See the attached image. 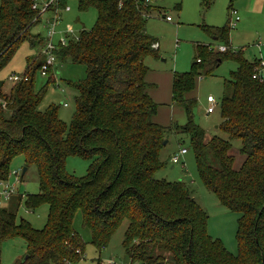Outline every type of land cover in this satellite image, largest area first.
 <instances>
[{"label":"trees","instance_id":"trees-1","mask_svg":"<svg viewBox=\"0 0 264 264\" xmlns=\"http://www.w3.org/2000/svg\"><path fill=\"white\" fill-rule=\"evenodd\" d=\"M202 1L209 6V0ZM66 2L61 0V6ZM154 3L79 0L80 9L96 8L95 24L82 29L74 41L58 42L55 51L56 61L81 63L86 71L76 85L79 94L68 129L55 107L43 112L37 108L45 92V87L34 86L39 54L27 58V80L12 82L7 94L0 80V179L7 178L11 159L21 154L26 169L36 166L39 180L38 194H16L7 207L0 205V246L14 236L26 242V258L15 264L79 261L84 242L73 228L78 211L97 249L106 246L123 219L128 221L124 262L264 264V82L251 76L259 60L248 61L242 51L231 48L230 4L226 24L206 27L217 45L196 44L191 69L172 75L171 102L184 111L185 123H156L158 104L149 94L152 84L144 62L146 57L158 58V41L146 28L159 11ZM35 16L30 0H0V70L22 42L42 46L41 34L29 32ZM219 45L227 49L218 51ZM224 60L234 61L236 68L223 80L218 127L229 141L241 142L244 159L238 169L233 167L231 143L217 136L206 140L193 120L196 79L211 76ZM170 131L189 137L203 185L220 204L239 213L236 255L208 235L202 210L184 182L154 177L162 166L158 152ZM70 155L88 160L84 176L66 172L64 161ZM20 204L28 209L48 206L43 228L16 220Z\"/></svg>","mask_w":264,"mask_h":264},{"label":"rangeland","instance_id":"rangeland-1","mask_svg":"<svg viewBox=\"0 0 264 264\" xmlns=\"http://www.w3.org/2000/svg\"><path fill=\"white\" fill-rule=\"evenodd\" d=\"M209 1V6L205 7L202 0H156L154 5L159 6V11H155L154 16L147 20L146 28L147 32L158 41V58L146 57L144 61L146 63L153 62L158 67H167L174 73L188 72L195 61V45L212 43V37L206 32V27L222 26L229 16V11H227L229 0ZM67 5L69 9L63 11L58 29H63L60 32L66 31L67 39L74 41L82 29L89 30L94 26L97 10L93 6L80 9L79 0H67ZM165 15L170 17L169 21L163 18ZM48 17L49 14H46L42 19L40 18L39 22L30 27L29 32L40 33L44 36V22ZM235 27L232 26L229 32L231 48L242 51L244 58L248 61L259 58L260 50L264 51V35L260 30L254 28V31L245 40L237 39L243 43H236L232 40ZM63 35L65 37V34ZM59 37L57 36L56 39L58 40ZM258 42L261 43L260 49L256 48L259 46ZM39 50L38 45L30 46L26 41L18 46L10 61L0 70L3 93L7 94L13 84L8 76L13 73H24L27 58H36ZM235 68L234 61L224 60L216 67L211 76L200 78L198 76L195 81L198 99L193 110V120L205 131L206 140L217 136L229 141L227 135L218 127L221 121L219 102L223 93V80L227 79L230 76V71ZM51 77L52 75L41 76L38 70L35 73V88L45 87L44 96L37 108L43 112L50 107H55L59 121L68 129L76 110L75 100L79 94L76 85L86 77L85 66L81 63H73L68 59L56 61L54 78L52 77L53 79L49 81ZM208 95H212L217 103L211 113L206 112L209 105ZM177 109L174 118L180 125V121L185 123L187 117L183 110ZM164 141L166 142L162 144L158 152V159L162 166L154 172V177L168 182H184L193 200L202 210L208 235L213 239H218L228 253L236 255L238 252L236 235L239 213L232 212L220 204L216 196L203 185L198 175L193 149L186 134L166 132ZM229 142L232 146L230 153L235 158L233 167L238 169L244 159V156L239 153L241 142L239 139ZM180 148L186 149V153L179 156L178 163H172L171 157L179 152ZM24 165L23 155L14 156L9 164V173L15 170L22 171ZM87 166L88 160L78 156H67L64 161L66 172L75 176H84ZM20 177V182L17 184L18 194L39 193V180L35 165H28L25 173L20 174ZM9 201L2 202L1 206L7 207L11 202ZM15 212L16 220L22 218L33 228L39 230L47 221L48 206L42 204L34 209H28L20 204ZM127 225L128 221L123 219L106 246L97 249L91 243L90 231L82 225V216L78 211L73 219V228L80 235L84 246L79 261L71 264H96L97 259L100 264H108L109 260L118 264L126 263L124 262L127 259L122 241ZM26 249V242L21 236L5 239L0 246V264H15L26 255Z\"/></svg>","mask_w":264,"mask_h":264},{"label":"built area","instance_id":"built-area-1","mask_svg":"<svg viewBox=\"0 0 264 264\" xmlns=\"http://www.w3.org/2000/svg\"><path fill=\"white\" fill-rule=\"evenodd\" d=\"M143 1L146 4H153L155 2V0ZM30 7L36 13V16L33 19V21L35 22H39L40 18L42 19L46 14H49V17L44 22V42L39 50V55L42 57V61L38 68V71L41 76H47L49 71H51L52 73L54 71V67L56 64L55 51L57 49V43H65L68 40V37L66 35L67 32H60L63 29H58V25L62 21L63 11H67L69 9V6L67 5V2L63 6H61V0H30ZM230 17V26H234L235 22L238 20L237 12L234 9L230 10ZM163 18L167 21L170 20V17L168 15H165ZM63 34H65V37ZM57 36H60L58 40L56 39ZM215 49H217L218 51H224L227 49V47L225 45H219ZM251 76L252 78L257 79L259 82H264V59L259 60ZM27 78L28 75L24 73H13L8 76V79L13 83L22 80H27ZM207 102L209 105L206 108V112L211 113L213 112L217 103L215 102L214 97L212 95L207 96ZM185 153L186 149L180 148L179 152H177L171 157L172 163H178L180 160L179 156ZM20 174H22V171L15 170L11 173L8 172L6 179H0V205L2 204V202H8L14 195L18 194L17 184L20 182ZM76 252H78V250H76ZM64 264L71 263L66 261ZM108 264L118 263L109 260ZM122 264L133 263L126 262Z\"/></svg>","mask_w":264,"mask_h":264},{"label":"crops","instance_id":"crops-1","mask_svg":"<svg viewBox=\"0 0 264 264\" xmlns=\"http://www.w3.org/2000/svg\"><path fill=\"white\" fill-rule=\"evenodd\" d=\"M230 4L232 5L233 9L237 11V14L239 16L238 23L235 25L236 27L234 28L235 30L232 35V40L234 42L243 43L237 39L245 40V38L248 37V35H250L254 31V28L260 30L261 34L264 35V29H263L264 0H234L232 3H230L229 0V5ZM229 5L227 6V11ZM261 24L263 27L261 26ZM211 39H212V43H209V45H217L215 42V38H211ZM257 45L259 46L256 48L260 49L261 43L258 42ZM157 46L159 49L158 42H157ZM260 59H264L263 50H260L259 58H255L254 60H260ZM145 64L149 67V73L147 74L146 77L147 82L152 84V86L149 89V94L152 100L158 104V108L154 120L156 121V123L162 126H168L172 122L176 123L174 115L178 110L177 108L179 107L173 105L171 102V79L174 72L168 69L167 67H161V66L158 67V65H154L153 62L150 63L145 62ZM195 94L198 99L197 88L195 90ZM180 123H181L180 125H182L184 124V121L183 122L180 121Z\"/></svg>","mask_w":264,"mask_h":264},{"label":"water","instance_id":"water-1","mask_svg":"<svg viewBox=\"0 0 264 264\" xmlns=\"http://www.w3.org/2000/svg\"><path fill=\"white\" fill-rule=\"evenodd\" d=\"M166 141H164L163 142V144L165 143ZM25 171H26V168L25 167H23L22 168V175L25 173ZM26 258V255L24 256V259ZM160 264H163L162 262H160Z\"/></svg>","mask_w":264,"mask_h":264}]
</instances>
